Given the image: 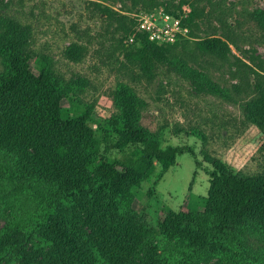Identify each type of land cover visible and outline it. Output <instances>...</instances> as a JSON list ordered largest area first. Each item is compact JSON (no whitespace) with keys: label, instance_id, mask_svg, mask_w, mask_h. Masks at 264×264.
<instances>
[{"label":"trees","instance_id":"16d2710c","mask_svg":"<svg viewBox=\"0 0 264 264\" xmlns=\"http://www.w3.org/2000/svg\"><path fill=\"white\" fill-rule=\"evenodd\" d=\"M99 9L107 23L114 20L110 36L120 33L115 46L131 50L128 58L148 77L157 60L169 59V49L188 39H151L134 28L132 16L106 4ZM27 39L28 31L15 22L0 28V264H206L212 258L210 264L223 258L250 264L264 258V165L249 173L209 159L204 206L160 217V244L131 205L134 190L152 173L154 160L166 166L186 151L198 164L195 150L187 143L161 144L157 131L138 120L137 101L123 86L119 110L103 123L118 154L104 155L90 115L64 112L62 97L74 105L72 84L57 74L51 57L42 53L31 60ZM193 42L212 55L230 51L211 32ZM79 46L70 41L68 56L78 58ZM187 69L193 79L228 95L204 72ZM246 83L256 91L245 100L247 112L263 122L264 82Z\"/></svg>","mask_w":264,"mask_h":264},{"label":"rangeland","instance_id":"374dc122","mask_svg":"<svg viewBox=\"0 0 264 264\" xmlns=\"http://www.w3.org/2000/svg\"><path fill=\"white\" fill-rule=\"evenodd\" d=\"M100 4L133 19L144 9L181 16L188 24L183 35L188 39L181 38L169 49V59L157 60L148 77L139 62L128 58L131 50L115 46L114 37L120 33L110 36L114 20L107 23ZM13 22L28 31L30 59L40 60L42 53L51 57L57 74L72 84L74 105L62 97L64 112L75 109L90 115L104 155L118 154V148L110 146L114 136L106 139L103 123L119 110L123 86L137 101L138 120L157 131L161 144L187 143L195 150L198 164L186 151L166 166L154 160L152 173L134 190L131 205L160 244L164 240L157 229L160 217L204 206L209 159L249 173L264 165V121L257 122L245 106V100L256 95L253 83L246 80L264 82V0H0V28ZM207 32L224 39L230 51L222 56L198 51L193 41ZM70 41L80 45L76 59L67 54ZM188 66L204 72L228 95L193 79ZM3 220L0 216V223ZM227 263L234 264L223 258L221 264ZM250 264H264V258Z\"/></svg>","mask_w":264,"mask_h":264},{"label":"built area","instance_id":"2783aa9c","mask_svg":"<svg viewBox=\"0 0 264 264\" xmlns=\"http://www.w3.org/2000/svg\"><path fill=\"white\" fill-rule=\"evenodd\" d=\"M135 29L157 41H173L185 35L188 24L181 16L163 10H141L134 15Z\"/></svg>","mask_w":264,"mask_h":264}]
</instances>
